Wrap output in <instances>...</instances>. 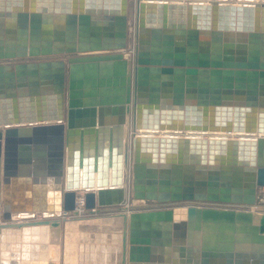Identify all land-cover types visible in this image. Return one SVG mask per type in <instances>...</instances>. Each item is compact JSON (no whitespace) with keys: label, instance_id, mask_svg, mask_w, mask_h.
Instances as JSON below:
<instances>
[{"label":"water","instance_id":"1","mask_svg":"<svg viewBox=\"0 0 264 264\" xmlns=\"http://www.w3.org/2000/svg\"><path fill=\"white\" fill-rule=\"evenodd\" d=\"M11 64L34 76L28 141L48 143L57 183L67 153V182L62 210H4L0 235L59 227L82 202L118 209L121 264H264V214L229 208L264 187V0H0V194L28 127L2 80ZM84 69L92 80H77ZM107 107L114 148H65L76 118L101 127ZM132 200L165 208L122 211Z\"/></svg>","mask_w":264,"mask_h":264},{"label":"crops","instance_id":"2","mask_svg":"<svg viewBox=\"0 0 264 264\" xmlns=\"http://www.w3.org/2000/svg\"><path fill=\"white\" fill-rule=\"evenodd\" d=\"M133 24L134 22L132 23L131 30L134 29ZM11 65L14 66L15 69L13 68V71H3L2 80H14L15 93L14 98L12 99L13 118L19 117L20 115L18 106L21 98L23 100L24 121L28 127H25L24 136L17 139L11 151L14 161L11 163V168L9 169L10 175L7 178L10 183L6 186L3 185L0 194V214L6 210L7 212H11L13 220H16L17 217H19V214L21 213L19 211L21 210L27 212L43 209L45 211L42 213H36V217L50 214L58 209L62 210L67 182V153H65L64 175L60 178L61 182L57 183L56 179L58 177H55V168H53L55 164L51 163L48 143H44V141H28V139H33L32 132H29L30 129H27L31 128L30 122L27 120V114H30L31 111L27 112V104L31 105L32 99V81L34 80L32 69L28 66L19 72L16 69L17 64ZM3 66L10 65L6 64ZM11 73L13 74V77L11 79L7 78V75ZM88 74L89 72L84 69L79 72V75H77V80H92ZM26 99H29L30 101L27 103ZM29 110L31 109L29 108ZM117 119L118 116L111 107L103 109L101 115L97 116V121L101 120V127L82 128L83 124L91 119L85 117L76 118L75 128L66 131L65 148H67V146L73 150L84 148H114L119 141V132L116 128ZM14 120L15 119H13V121ZM0 130L4 129L0 128ZM2 149H4V141H2ZM3 162L4 150L1 162V181L4 179ZM117 212L118 209L113 208L101 209L100 213L103 215H97V217H101L92 219H83L73 213H69L66 217V221H63L59 227H53L51 225L27 227H44L47 230V240L39 245L37 258L41 259L45 255L49 261H62V264H70L69 262L75 258V260H77L76 264H94V257L90 255V253H88L90 256H88L86 262L84 259L80 258L82 254L80 247L82 246V243H85V245L89 244V249L91 244H116L112 241V238L114 236L122 235V226L118 222H113L110 215H114ZM0 221H3L1 216ZM6 230L8 231L6 234L8 236L11 235L15 237L22 235V229L11 228V232L9 229ZM0 237H2V234ZM102 237L106 238L104 242L101 239ZM116 245L119 249L122 248V243ZM72 246L73 252L76 256L73 258V252L71 250ZM259 247L260 245L258 243H252V253L259 254ZM83 253L85 252L83 251Z\"/></svg>","mask_w":264,"mask_h":264},{"label":"bare ground","instance_id":"3","mask_svg":"<svg viewBox=\"0 0 264 264\" xmlns=\"http://www.w3.org/2000/svg\"><path fill=\"white\" fill-rule=\"evenodd\" d=\"M199 2H207V0H199ZM132 12V11H131ZM133 16L135 18V12L133 11ZM135 21V19H134ZM135 24L133 25L134 28ZM131 36L132 39L134 40V29L131 30ZM132 40V44L130 47V51H128V55H130V53L132 52L133 48H134V41ZM130 134V133H129ZM238 136L231 134V135H227V138H236ZM81 200H82V196L84 195V192H81ZM136 203V202H135ZM132 204V203H131ZM129 206V205H127ZM178 206H182V205H178ZM130 207V206H129ZM183 208V207H181ZM128 209V208H127ZM253 210V208H252ZM79 211L80 213L85 212V210L83 209L82 204L79 205ZM122 211H126L127 213H130V210H123ZM177 219L183 218L184 217V213L181 212H177ZM18 215V214H17ZM83 216V215H81ZM43 217V216H40ZM38 217V218H40ZM15 220V219H14ZM16 220H21L20 219V215L19 217H17ZM10 230V229H9ZM22 235L19 236H11V235H6L7 234V230L2 232V238L7 239L9 237V239H12L11 242H3L6 244H2V251H1V258H0V264H14L16 260L17 264H38L40 260V258H37V251L39 250V245L47 240V230L44 227H33V228H25L22 229ZM11 232V230H10ZM120 236H114L112 238V241L116 244L121 243L120 242ZM103 240V242L105 241V237L101 238ZM1 242V241H0ZM47 248V247H46ZM113 249H115L118 252V261L121 264V258H122V248H118V247H112ZM80 251H81V259H84V261H87L88 258V246L87 245H82L80 247ZM83 251L85 253H83ZM42 252V250H41ZM42 257V256H41ZM44 258V257H43ZM43 258H41V261L43 260ZM46 259V257H45ZM29 262V263H28ZM53 262V261H52ZM50 263V262H49ZM48 262L46 264H49ZM51 264V263H50Z\"/></svg>","mask_w":264,"mask_h":264},{"label":"rangeland","instance_id":"4","mask_svg":"<svg viewBox=\"0 0 264 264\" xmlns=\"http://www.w3.org/2000/svg\"><path fill=\"white\" fill-rule=\"evenodd\" d=\"M133 11H134V9H133V6H132L131 7V10H130V14H129V25L130 26H132V23L134 22V19H135L134 16H133ZM131 202H132V204L131 203L128 204L130 207L129 206H126V207H124V210L126 209L127 211L128 210L132 211V209H134V208H137L138 209L143 204V202H141V201H131ZM172 207H183V206H178L176 204V205H172ZM98 214L101 215V216L103 215L100 212ZM98 214H92L94 216H92L90 214H86V215L80 216V218H83V219H89L90 218V219H92V218L101 217V216H98L97 217ZM0 241H1L0 242V253H1V251H2V247L1 246H3L2 244H6V243H3V242H7V243L8 242H11L12 239H9V237L7 239H5V238L3 239L2 237H0ZM82 245H85V243H82ZM87 245H88V253H90V255H92L94 257V259H93V263L94 264H120V262L118 261V252L115 249L112 248V246L113 247H118L116 244H113V243L112 244H107V243L106 244L105 243L104 244H101V243L100 244H91L90 245L91 246L90 249H89V244H87ZM120 246H121V244H120ZM71 250L73 252V246H72V249ZM90 255H88V256H90ZM43 257H45V255ZM73 257H76L75 254H74V252L72 253V258ZM116 257H117V259H116ZM0 258H1V254H0ZM14 261H15L14 264H17L16 263V260H14ZM38 261H39L38 264H46L47 262L48 263L49 262L50 263L52 262V261H49L47 258L46 259L43 258L42 261H41V259L38 260ZM53 263H55V264H62V261H59V262L58 261H55ZM69 263L70 264H76L77 263V260H75V258H74V260H71Z\"/></svg>","mask_w":264,"mask_h":264},{"label":"built area","instance_id":"5","mask_svg":"<svg viewBox=\"0 0 264 264\" xmlns=\"http://www.w3.org/2000/svg\"><path fill=\"white\" fill-rule=\"evenodd\" d=\"M134 201V200H132ZM143 202L142 206L139 207L138 209L137 208H134V209H137V210H152V209H161V208H165L164 206L162 205H158L156 203H153V202H146V201H141ZM132 203V202H130ZM82 204L83 206V203L80 202L79 205ZM79 205H78V212L81 215H86L87 214V211L84 209V206H83V209L85 210V212H82L80 213L79 211ZM229 208H233L235 210H242V211H250V212H255V213H261V214H264V187H259L258 189V192H257V203L256 205L254 206H250V207H245V206H230ZM253 208V210H252ZM43 217H36L37 219H43V218H46V216H48L47 214H44L42 215Z\"/></svg>","mask_w":264,"mask_h":264}]
</instances>
